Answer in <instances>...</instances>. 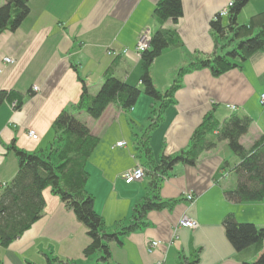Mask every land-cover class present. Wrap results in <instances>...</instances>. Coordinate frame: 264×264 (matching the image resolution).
<instances>
[{
    "label": "crops",
    "instance_id": "0c3cea01",
    "mask_svg": "<svg viewBox=\"0 0 264 264\" xmlns=\"http://www.w3.org/2000/svg\"><path fill=\"white\" fill-rule=\"evenodd\" d=\"M158 1H27L29 10L20 24L0 33V90L22 96L18 109L12 108L9 99L0 103V187L10 181L18 168L15 153L7 146L14 142L27 151L47 149L52 140V121L62 108L80 97L79 77L85 80L91 94L97 92L104 71L111 66L121 79L140 85L141 56L136 42L143 31H150L152 36L158 29L159 23L152 17ZM229 1L233 0H182V15L176 23L166 20L163 27H175L183 45L165 49L154 59L151 75L157 88L166 89L177 70L191 61L194 51H212L210 21ZM3 2L0 0V6ZM261 11L264 0H249L237 19L245 23ZM223 19L228 21L226 16ZM125 48L127 51L121 52ZM110 50L117 52L109 54ZM6 56L11 62L3 61ZM182 76L181 86L174 93L175 102L165 109L161 122L151 131L149 143L156 158L187 148L194 128L209 111L220 121L238 111L252 117L248 132L240 137L246 147L264 130V106L258 105L259 95L264 92V50H257L240 66L220 76H213L208 68ZM142 95L128 111L110 104L99 118L93 119L85 112L78 115L100 141L113 127L118 128V135L109 137L104 148H99V141L86 165V189L94 195L95 209L110 229L115 221L131 214L149 180V176H143L142 180L127 183L122 176L137 161L141 162L125 147L130 136L123 133L122 120L126 124L146 123L151 99ZM227 104L237 109L232 111ZM30 129L37 138L28 136ZM118 141L125 145H116ZM237 160L223 140L203 151L194 165H174L160 185V195L182 198L171 210L150 211V225L125 236L122 244L111 242L108 264H154L158 260L179 264L181 253L188 258L198 257L197 264L255 261L259 253L253 246L234 249L222 224L223 216L232 212L240 222L264 227V199L236 203L224 195L236 186V176L232 171L226 175L228 170L221 166L223 161L234 165ZM187 193L194 199L185 197ZM43 197L42 216L13 242L0 247L1 264H43L44 254L50 251L72 258L77 264L93 262L96 256L87 258L83 253L90 243L85 225L49 187L43 189ZM183 215L194 218L198 225L179 226ZM151 240H159L160 244L148 250Z\"/></svg>",
    "mask_w": 264,
    "mask_h": 264
},
{
    "label": "trees",
    "instance_id": "16d2710c",
    "mask_svg": "<svg viewBox=\"0 0 264 264\" xmlns=\"http://www.w3.org/2000/svg\"><path fill=\"white\" fill-rule=\"evenodd\" d=\"M27 1L4 0L0 6V33L4 29L14 30L20 24L29 10ZM248 1L233 0L228 7L227 22H224L223 16L216 14L210 21L214 42L212 51H194L191 61L177 70L171 84L166 89H159L151 75V64L163 50L183 45L175 27H163L166 20L171 19L176 23L182 15V0H159L152 11V17L159 27L152 32L147 49L140 53V85L121 79L111 66L104 71L103 82L97 92L91 94L85 80L79 77L80 97L73 104L62 108L52 121V140L47 149L27 151L11 142L7 149L15 153L18 168L10 181L0 187V247L13 242L42 216L45 206L43 189L49 187L60 197L65 207L74 212L76 219L85 225L90 243L83 251L84 256H96L90 264H108L111 242L122 244L125 236L150 225L147 217L150 211L171 210L182 198H162L160 195V185L174 165H194L203 151L214 148L217 142L223 140L227 141L238 159V163L232 166L226 161L221 166L228 170L226 175L232 171L236 176V186L224 192L226 199L236 203L262 201L264 130L249 147L244 146L240 137L248 132L253 120L247 114L234 112L226 120L220 121L212 111L207 112L189 137V146L174 155L163 153L156 158L149 143L151 131L161 122L163 112L175 102L174 93L181 86L183 74L208 68L213 76H220L240 66L257 50H264V11L255 13L245 23L237 19ZM141 94L151 101L147 123L134 139L139 155L135 156L141 160L136 163L144 166V176H149V180L145 193L134 202L131 214L115 221L110 229L95 209L94 195L86 189L89 176L86 165L100 137L93 135L89 125L78 115L85 112L93 119L99 118L110 104L128 111L138 102ZM7 99L17 100L16 109L21 106V94L0 90V103ZM223 217L226 238L234 249L240 251L253 246L259 253L255 261H245L244 264H264V227L240 222L232 212ZM44 258L43 264H77L74 259L60 257L52 251L46 252ZM197 259L181 253L178 263L197 264Z\"/></svg>",
    "mask_w": 264,
    "mask_h": 264
},
{
    "label": "built area",
    "instance_id": "2783aa9c",
    "mask_svg": "<svg viewBox=\"0 0 264 264\" xmlns=\"http://www.w3.org/2000/svg\"><path fill=\"white\" fill-rule=\"evenodd\" d=\"M232 5V1H229L225 7L222 8V10L220 11L219 15L220 16H226L228 13V7ZM151 39V34L150 31L146 30L143 31L142 33H140L137 42H136V51L137 53H141V51L147 49V47L149 46V42ZM127 51V49L125 48L124 50H122L121 52L125 53ZM117 51H108L109 54H113L116 53ZM4 62H11V59L9 57H5L3 59ZM34 90H37L38 87L37 86H33ZM260 101L264 104V92L260 94ZM10 105L12 106V108L16 109L17 106V100H13L10 102ZM227 107H229L232 111L236 110L237 107L232 105V104H227ZM29 137H33V138H37V134L33 129L28 130L27 132ZM116 145H124V142L122 141H118V143ZM145 174V168L144 166L135 163V165H133V167H131L130 169L126 170L122 176L124 177L125 181L127 183H130L131 181H135V180H142L143 176ZM189 200H193L194 196H192V194L187 193L186 196ZM178 225L179 226H183V227H190V228H195L198 224L197 221L194 218H190L188 216H181L179 218L178 221ZM149 245H148V250L154 249L156 248V246H158L160 244L159 240H151L149 241ZM154 264H164L162 263V261L158 260L156 261Z\"/></svg>",
    "mask_w": 264,
    "mask_h": 264
},
{
    "label": "rangeland",
    "instance_id": "374dc122",
    "mask_svg": "<svg viewBox=\"0 0 264 264\" xmlns=\"http://www.w3.org/2000/svg\"><path fill=\"white\" fill-rule=\"evenodd\" d=\"M142 96H144V95H142ZM259 97H260V95H259ZM258 105L262 106L261 102ZM122 122H123V127H122L123 128V133H125L128 137L130 136L129 139L126 140V143L128 145H125L124 141H122V142H124V145H125L126 148L130 149L131 153H133L134 155H137V157H138L139 156L138 155V150L136 148L137 144H135L134 139H135V136L137 134H140L143 126L146 125L147 122L144 125H142V124L136 125V124H133V123L126 124V121L124 119L122 120ZM117 133H118V128L115 126L108 133L107 137H104V138L101 139V141L99 143V145H100L99 148H104L106 146L107 141L109 140V137L116 136V135H118ZM232 165H233V163H230V166H232Z\"/></svg>",
    "mask_w": 264,
    "mask_h": 264
}]
</instances>
